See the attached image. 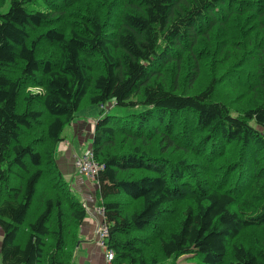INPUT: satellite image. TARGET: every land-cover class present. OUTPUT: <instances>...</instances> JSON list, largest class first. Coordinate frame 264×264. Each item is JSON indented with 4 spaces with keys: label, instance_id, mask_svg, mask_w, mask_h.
<instances>
[{
    "label": "trees",
    "instance_id": "trees-1",
    "mask_svg": "<svg viewBox=\"0 0 264 264\" xmlns=\"http://www.w3.org/2000/svg\"><path fill=\"white\" fill-rule=\"evenodd\" d=\"M86 95L108 264H264V0H0L3 264H76Z\"/></svg>",
    "mask_w": 264,
    "mask_h": 264
},
{
    "label": "crops",
    "instance_id": "crops-1",
    "mask_svg": "<svg viewBox=\"0 0 264 264\" xmlns=\"http://www.w3.org/2000/svg\"><path fill=\"white\" fill-rule=\"evenodd\" d=\"M102 113L98 116L100 117ZM79 116V115H78ZM97 117V118H98ZM93 117L91 122L88 124L85 121L74 120L70 127V135L74 132L75 139L79 138L80 141H86L94 134V125L97 119ZM95 119V120H94ZM88 130L87 134L84 133ZM58 144L56 157L58 165L67 181L76 190L83 200H86V208L88 211L87 217L80 224L77 245L75 249L74 261L76 264H108L106 257L107 248L100 243V237L98 235V223L103 219V216L96 214L94 209L99 204L98 198V183L95 182V186L88 185L80 176L76 175L77 170L74 166V158L76 156L75 141L71 140L68 136H64ZM92 148V142L89 144L88 151ZM87 150L83 153H85ZM86 177V176H85ZM93 189V190H92ZM92 190V191H91ZM4 237L3 229L0 226V264L2 261V241Z\"/></svg>",
    "mask_w": 264,
    "mask_h": 264
},
{
    "label": "rangeland",
    "instance_id": "rangeland-1",
    "mask_svg": "<svg viewBox=\"0 0 264 264\" xmlns=\"http://www.w3.org/2000/svg\"><path fill=\"white\" fill-rule=\"evenodd\" d=\"M38 89H39V87H37V86L32 88V90H34V91H36ZM102 111L109 112L111 114H127L129 112V109L126 108V107L115 105L114 102H112V104L108 103L105 106H102L101 104L90 103L89 102V96L86 95L83 98L82 104H81V106H80V108H79V110L77 112V114L79 116H77L75 120L85 121V122H87L89 124L91 122V120L93 119V117L97 118L102 113ZM87 132H88V130H86L84 133L87 134ZM64 136H68L71 140L75 141V149H74V151L77 153L76 155L84 154L83 152L85 151V149L87 150L86 152H88L87 147L89 148V144H91V142L93 140L92 136H90V138L87 139L86 141H82V142L80 141L79 138L75 139L73 131H72V133L70 135V127L69 126H66V128L64 130ZM74 166H75V163H74ZM76 175L80 176L84 181L87 180L86 183L88 185L92 184V185L95 186V182H94V181H96L95 179H91V178L85 177L78 170H77ZM83 201H84V205L86 206V204H87L86 200H83ZM98 205H100V204H98ZM130 209L132 210V204L130 205ZM94 211H96V207H95ZM179 261L185 263V262H187V257L183 256V257H181L179 259Z\"/></svg>",
    "mask_w": 264,
    "mask_h": 264
},
{
    "label": "built area",
    "instance_id": "built-area-1",
    "mask_svg": "<svg viewBox=\"0 0 264 264\" xmlns=\"http://www.w3.org/2000/svg\"><path fill=\"white\" fill-rule=\"evenodd\" d=\"M74 163H75V167L76 169L81 172L84 176L91 178V179H95L96 174L98 173L99 169L101 168V164H99L98 162H96L93 159V155L91 153V151H88L82 155H76L74 158ZM95 213L103 216L104 213V208L101 205H98L96 207V211ZM98 235H99V239H100V243L107 248L106 250V257H107V261L111 262L112 259L115 256L114 250L109 249L108 245L106 243L107 241V235H108V226L105 223L104 219H102L99 223H98Z\"/></svg>",
    "mask_w": 264,
    "mask_h": 264
},
{
    "label": "bare ground",
    "instance_id": "bare-ground-1",
    "mask_svg": "<svg viewBox=\"0 0 264 264\" xmlns=\"http://www.w3.org/2000/svg\"><path fill=\"white\" fill-rule=\"evenodd\" d=\"M105 114V113H104ZM74 119V118H73ZM73 122V121H72ZM72 124V123H71ZM64 139V138H63ZM92 151V150H91ZM96 160V159H95ZM93 181V180H92ZM69 182V181H68ZM97 182V181H96ZM99 182V181H98ZM100 186V185H99ZM98 189V188H97ZM98 193V192H97ZM100 200V199H99ZM101 202V201H100Z\"/></svg>",
    "mask_w": 264,
    "mask_h": 264
}]
</instances>
